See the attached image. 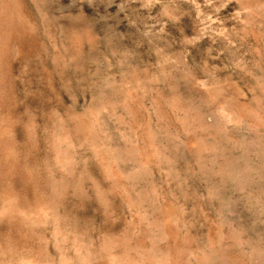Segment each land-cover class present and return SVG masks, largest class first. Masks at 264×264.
Here are the masks:
<instances>
[{
	"label": "rangeland",
	"instance_id": "374dc122",
	"mask_svg": "<svg viewBox=\"0 0 264 264\" xmlns=\"http://www.w3.org/2000/svg\"><path fill=\"white\" fill-rule=\"evenodd\" d=\"M0 264H264V0H0Z\"/></svg>",
	"mask_w": 264,
	"mask_h": 264
}]
</instances>
